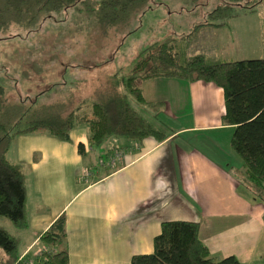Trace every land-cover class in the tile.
Wrapping results in <instances>:
<instances>
[{
    "label": "trees",
    "instance_id": "obj_1",
    "mask_svg": "<svg viewBox=\"0 0 264 264\" xmlns=\"http://www.w3.org/2000/svg\"><path fill=\"white\" fill-rule=\"evenodd\" d=\"M222 1L207 14L205 22L193 26L186 35L169 37L138 51L124 86L127 93L137 103L149 107L154 116L163 102L146 100L138 85L141 82L160 78L201 81L221 89L224 104L222 125L233 127L230 147L242 160V167L231 174L264 200V56L252 60L217 61L205 50L190 55L186 51L199 31L226 28L230 19L241 10L252 12L255 6L264 2ZM154 4L153 0H0V31L19 25L33 26L29 32L39 33L42 28L51 26L52 21L71 15L72 11L85 18L92 27L99 28L104 35L110 32L134 34L140 30L144 13L154 11ZM60 39L61 34H56V40ZM42 50L44 52L43 48L39 49ZM30 53H35L34 47L30 48ZM20 59L8 62L9 67H13L15 61L19 65L25 62L28 66L25 65L27 71L24 75L33 73L29 63L34 61L25 57ZM73 67L63 69L58 78L48 79H52L51 82L34 80L29 85L31 89L23 93L18 88L12 89L11 80L0 79V217L8 219L17 229L27 227L24 175L20 164L7 159L17 136L43 131L59 141L69 142L72 129L86 124L87 143L91 148L99 147L109 137L137 141L152 137L158 142L167 137L166 130L156 124L154 118L138 113L131 107L127 96L114 86H96L94 98L77 100L76 96H79L72 90H65L64 95L57 96L60 88H67L69 83L75 90L77 80L71 72ZM18 76L22 75H14L16 82L13 81V86L23 80ZM77 150L84 155L82 144H78ZM200 228L199 223L192 221L162 222L160 232L153 238V251L133 255L129 264H240L235 256L212 259L209 248L200 239ZM66 236L65 215L61 214L40 233L39 241L48 250L43 248L33 264H68ZM27 259L19 255V240L0 228V264H25Z\"/></svg>",
    "mask_w": 264,
    "mask_h": 264
},
{
    "label": "crops",
    "instance_id": "obj_2",
    "mask_svg": "<svg viewBox=\"0 0 264 264\" xmlns=\"http://www.w3.org/2000/svg\"><path fill=\"white\" fill-rule=\"evenodd\" d=\"M165 83L187 91L194 120L166 130L161 142L109 137L104 157L88 145L87 131L70 133L69 142L43 131L13 140L7 159L20 164L26 188L27 227L13 234L20 256L29 259L45 248L40 233L64 214L68 264H129L133 255L153 251L161 223L171 220L199 223L214 260L235 256L240 264H264V200L233 177L240 168L223 160L217 139H207L211 152L176 141L185 131H225L231 149L233 127L222 125L221 89L201 81ZM169 100L150 101L163 102L159 109L165 111ZM117 150L123 157L109 166L107 158Z\"/></svg>",
    "mask_w": 264,
    "mask_h": 264
},
{
    "label": "rangeland",
    "instance_id": "obj_3",
    "mask_svg": "<svg viewBox=\"0 0 264 264\" xmlns=\"http://www.w3.org/2000/svg\"><path fill=\"white\" fill-rule=\"evenodd\" d=\"M158 2L160 5H157ZM153 3H156V5L154 4V11L144 13L140 30L134 34L110 32V34L104 35L99 28L92 27L90 22L72 11H70L71 15H66V17L63 15L57 21H52L51 26L42 28L39 33L29 32L30 27L33 26L11 25L2 29L0 31V38H3L0 40L1 81L11 80L12 89L18 88L22 93L25 90L28 92L31 89V84L35 82L34 80L48 81L50 78H58L63 74V69L70 70L71 67L75 66L71 71L77 80L75 90L72 88L74 85L69 83L67 88H60L57 96L64 95L65 90H72L77 92L79 96H76L77 100L94 98L96 86H114L119 93L127 96L133 109L146 117L154 118L153 121H156V124L160 125L163 130L176 131L190 127L193 124L194 113L192 114L190 111L192 103H189L190 98L187 99L184 94V92L187 94L186 90L171 89L165 83L166 79L162 78L139 83L138 85L146 100L155 101L162 97L170 99L167 110H161L154 116L149 107L137 103L134 97L127 93L124 81L138 51L169 37L186 35L193 26L205 22L207 14L217 5L222 4L223 1L153 0ZM168 8L169 10H167ZM56 34H61L62 39L60 41L56 40ZM195 36L192 44L187 45L188 50L186 51L189 55L205 50L211 53L212 59L217 61L261 59L264 56V2L255 6L252 12L241 10L236 17L230 19L226 28L201 30ZM180 46L182 47V45ZM32 47H34V52L39 53V55L33 56L35 53H30ZM40 48H43L44 52L43 50L40 52ZM22 57L34 61L29 63L33 72L28 73L29 76H27L28 74L24 75L27 71L24 68L25 65L28 66V63L24 62V64L19 65V62L15 61V65L9 67L12 60H21ZM15 74L22 75L18 77L23 78L17 82V86H13V81L16 82ZM40 76L42 78H39ZM4 77L9 78V80ZM24 79L26 80L24 81ZM51 81L53 80L48 82ZM58 89L59 85L56 86V90ZM87 129L86 124H80L75 126L70 133L73 135L76 132H85ZM185 132L177 137V143L181 145H192L193 143L196 147L206 148L211 152L212 149L208 147L207 139L214 137L219 142L218 146L224 155L223 160L232 167H242L241 158L227 145V134L229 135V133L225 131H216L213 134ZM112 140L107 138L101 144L102 147L93 149H96L95 152L101 150V156H104L103 147L105 145L107 147ZM117 152L121 151H114L113 154L116 155ZM113 154L109 156V159ZM98 155L95 157V162ZM102 162L105 165L104 159L100 163ZM26 171L25 166V173ZM0 228L11 235L16 230L14 225L3 217H0Z\"/></svg>",
    "mask_w": 264,
    "mask_h": 264
},
{
    "label": "built area",
    "instance_id": "obj_4",
    "mask_svg": "<svg viewBox=\"0 0 264 264\" xmlns=\"http://www.w3.org/2000/svg\"><path fill=\"white\" fill-rule=\"evenodd\" d=\"M122 157H123L122 151L121 152H117L116 155L113 154V156L109 159V161H107V164L109 166H113L117 161H119L120 159H122ZM46 250H48V249L47 248H44V251H46ZM40 255H41V251L38 252L36 254V256L31 257V258L25 260V264H33L34 263V258H38V257H40ZM21 258H24V255L21 256Z\"/></svg>",
    "mask_w": 264,
    "mask_h": 264
}]
</instances>
